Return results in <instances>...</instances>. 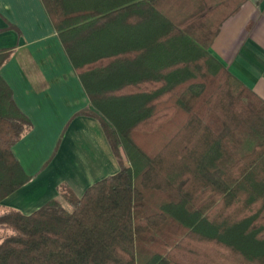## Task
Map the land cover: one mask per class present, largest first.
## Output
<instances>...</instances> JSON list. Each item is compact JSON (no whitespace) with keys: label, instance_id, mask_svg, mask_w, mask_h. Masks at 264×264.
Here are the masks:
<instances>
[{"label":"trees","instance_id":"1","mask_svg":"<svg viewBox=\"0 0 264 264\" xmlns=\"http://www.w3.org/2000/svg\"><path fill=\"white\" fill-rule=\"evenodd\" d=\"M40 1L120 168L68 208L2 206L32 124L0 73V264H264V100L208 50L243 0Z\"/></svg>","mask_w":264,"mask_h":264},{"label":"crops","instance_id":"2","mask_svg":"<svg viewBox=\"0 0 264 264\" xmlns=\"http://www.w3.org/2000/svg\"><path fill=\"white\" fill-rule=\"evenodd\" d=\"M0 48H13L0 73L31 128L12 151L29 181L1 205L29 214L61 186L81 196L119 171L100 121L40 0H0ZM209 52L264 100V0H243L220 25Z\"/></svg>","mask_w":264,"mask_h":264},{"label":"rangeland","instance_id":"3","mask_svg":"<svg viewBox=\"0 0 264 264\" xmlns=\"http://www.w3.org/2000/svg\"><path fill=\"white\" fill-rule=\"evenodd\" d=\"M133 138H134V140H136L138 142H143V144H145V145L147 144L146 146H149L148 149H150V150L154 148L156 140H157L156 135H152L150 137H145L142 133H138V132L133 133ZM58 201L60 202V204L62 206H64L65 208H68V204L62 195H60L58 197ZM2 233H3V230L0 229V236ZM233 261L234 262H231V264H242L241 260L238 258H235Z\"/></svg>","mask_w":264,"mask_h":264}]
</instances>
